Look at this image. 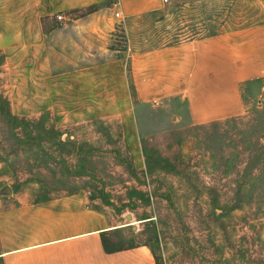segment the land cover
I'll use <instances>...</instances> for the list:
<instances>
[{"label":"crops","instance_id":"1","mask_svg":"<svg viewBox=\"0 0 264 264\" xmlns=\"http://www.w3.org/2000/svg\"><path fill=\"white\" fill-rule=\"evenodd\" d=\"M164 2L0 0L4 86L13 113L48 114L58 128L116 121L138 170L146 168V157L135 99H179L194 126L243 115L245 87L264 80V23L147 49L126 61L116 57L71 66L56 53L66 42L58 39L66 30L58 33L59 13L64 26L93 31L102 13L109 19L116 12L121 18L143 15L160 10ZM87 7L94 10L73 15ZM114 31L121 29L115 26ZM90 194L75 189L36 200H19L15 194L5 198L0 202V264H157L143 243L105 249L103 235L114 241L111 235L131 223L119 224Z\"/></svg>","mask_w":264,"mask_h":264},{"label":"rangeland","instance_id":"2","mask_svg":"<svg viewBox=\"0 0 264 264\" xmlns=\"http://www.w3.org/2000/svg\"><path fill=\"white\" fill-rule=\"evenodd\" d=\"M185 1L168 0L155 14L121 18L115 13V19H109L102 13L97 18L100 27L93 31L66 27L62 19L57 32L66 30L58 39L67 43L59 44L61 48L57 47L56 53L62 56L64 64L71 66L116 57L126 61L130 54L165 43L170 35L178 34V39L187 40L191 36L264 23V0H189L191 4L184 5ZM84 12L87 11L73 15L80 16ZM115 26L121 31L115 32ZM0 71V91L9 97L4 86L7 79L4 66ZM244 99L248 108L243 115L205 127L189 123L185 103L179 99L151 103L135 99L139 134L148 156L154 161L162 160L164 167L170 165L159 180L147 179L146 185L123 172L114 155L106 150L96 155L97 168H90L87 173L92 175L87 177L69 176L64 172L59 163L61 154L50 142L43 145L47 147V156L38 148L21 151L17 156L1 153L0 202L14 194L19 200H36L85 189L96 196L99 206L119 224L135 222L111 235L117 247L149 243L161 264H226L223 260L229 264H264V198L257 204L250 202L249 197L251 193L260 198L258 184L253 189L244 188L242 205L234 207L237 203L235 179L244 174L246 157L243 153L239 155L240 149L235 146L244 143L251 134L255 119H264V80L247 85ZM38 121L44 122L47 129L53 124L48 114ZM110 122L108 126L116 139L117 122ZM59 129L63 132L62 139L71 135L78 142L89 140L99 147L115 143L99 132L98 124ZM11 142L13 140L0 134V143ZM21 143L27 142L22 140ZM257 176L258 171L254 169L248 178L251 184L256 182ZM125 178L145 191L159 187L158 195H152L148 201H137L141 217L153 218V221L138 220L132 207L119 209L121 203L124 204L121 200L126 198ZM101 179L104 184L98 181ZM41 184H46L47 188ZM106 197L110 200H105ZM148 216L153 217L146 218Z\"/></svg>","mask_w":264,"mask_h":264},{"label":"trees","instance_id":"3","mask_svg":"<svg viewBox=\"0 0 264 264\" xmlns=\"http://www.w3.org/2000/svg\"><path fill=\"white\" fill-rule=\"evenodd\" d=\"M191 4L189 0H186L184 2V5ZM84 11L91 12L94 10L93 7H87L84 9H77L76 11ZM158 10L151 11L149 13L155 14ZM147 13V14H149ZM175 13V12H171ZM166 16V15H164ZM214 34V33H212ZM179 35L174 34L170 35V37H166L168 39L165 43L157 45L156 47L165 46V45H172L178 42H181L183 40L178 39ZM196 36H191L190 38H194ZM170 38V39H169ZM5 63V57L4 53L0 51V68ZM1 72V71H0ZM44 115H41L37 118H30L27 116H21L14 114L12 111L11 106V100L4 92L0 91V134H3L6 136L7 140H13L11 143H0V156L1 153H14V155H19L21 151H28V149L31 148H38L41 153H43L45 156H47L49 153L47 150V147H44V144H52L53 147H56L58 151L61 154L60 165L63 167L64 172H68L67 174L69 176L73 175L75 177H87L91 176L92 174H88V171H91L90 168H97V162H96V155L101 152L102 150H106L107 153H111L114 155V160L117 162L118 165L123 167V172L130 175L131 178H133L134 181L139 182L140 184L146 185L147 179L151 181L159 180L160 175L166 173L164 167V162L162 160H153L150 156H148L146 152V147L143 142V148L145 151V157H146V168L144 170H138L131 158L129 148L123 138V134L120 128V125L117 123V131H116V139L113 136V131L108 126L110 121H95L90 124L93 125H99V132H102L106 138L109 141H113L115 143H108V147H99L97 146L98 143H93L89 140L84 142H78L74 139H72L71 135H68L66 138L62 139L63 132L60 131V129L55 125L53 122L52 126L47 129L44 122H40V120ZM51 116V115H50ZM240 117V116H238ZM52 118V117H51ZM237 118V117H233ZM230 118V119H233ZM229 120V119H227ZM224 120V121H227ZM219 123L222 121H213L204 125H197L200 127H205L207 125H210L212 123ZM89 124V123H88ZM81 125V124H80ZM252 132L248 136V138L244 141V143H238L235 146V149H240L238 151V154L240 155L243 153L244 155V167L242 171H244V174H242L240 177L235 179V185H236V192L235 200H237V203L234 205L235 208H239L242 204L240 203L241 199L243 198V194H246V192H243L245 190L244 188L250 187L251 189L255 188V184H258L257 186V192L261 195L260 198L255 197V195L252 196L251 193H249V197L252 198L250 202L252 203H259L264 198V119L257 118L255 119V122L251 125ZM107 128V129H106ZM60 131V132H59ZM114 138V139H113ZM22 140H26L27 143H21ZM108 141V142H109ZM119 142V143H118ZM121 142V143H120ZM120 144V145H119ZM232 161V157L230 158ZM228 160V161H230ZM258 171V179L254 184L250 183L249 174L253 170ZM77 173V174H76ZM56 178V177H54ZM143 178V179H142ZM156 178V179H155ZM62 180V179H60ZM67 180V179H63ZM97 181V179H94ZM144 180V181H142ZM102 184L105 183L103 179L98 180ZM125 184V194L126 198L122 199L123 205L121 203L120 210L127 209L128 207H132V211L135 213L137 219H143L138 213V207L139 203L137 201H141L142 199L150 200L152 195H158L157 190H159V187H153L156 188L154 191L153 188L149 189L148 191H145L142 187H138L135 184H130L129 179H124ZM42 182V181H38ZM129 184V185H128ZM41 187L47 188L46 184H41ZM149 185H151L149 183ZM234 190V191H235ZM250 192V191H249ZM251 194V195H250ZM103 199L105 198V195H102ZM166 196H170V193H166ZM246 196V195H245ZM244 196V197H245ZM91 199L96 200V196L90 194ZM239 198V199H238ZM107 201L110 199L106 197ZM243 202V199H242ZM247 202V201H245ZM246 205V204H245ZM129 210V209H128ZM153 216H148L146 218H151ZM153 221V218L146 220L144 222ZM103 243L105 246V249L107 251H112L114 249H119L123 247H117L115 245V242L112 241L110 238H106L103 235ZM152 249L155 259L157 261V264H161L160 260L158 259V256L156 252L154 251V248L149 243H143ZM223 263L225 260H223Z\"/></svg>","mask_w":264,"mask_h":264},{"label":"built area","instance_id":"4","mask_svg":"<svg viewBox=\"0 0 264 264\" xmlns=\"http://www.w3.org/2000/svg\"><path fill=\"white\" fill-rule=\"evenodd\" d=\"M165 2L166 1H168V0H164ZM116 15L117 16H120V13L119 12H116ZM57 18L59 19V20H62V19H64V15L62 14V13H59V14H57Z\"/></svg>","mask_w":264,"mask_h":264},{"label":"water","instance_id":"5","mask_svg":"<svg viewBox=\"0 0 264 264\" xmlns=\"http://www.w3.org/2000/svg\"><path fill=\"white\" fill-rule=\"evenodd\" d=\"M127 217L129 218V219H131L132 218V215L131 214H128L127 215ZM147 220V219H146ZM142 221V220H141ZM131 223V222H130ZM135 222H132L131 224H134Z\"/></svg>","mask_w":264,"mask_h":264}]
</instances>
